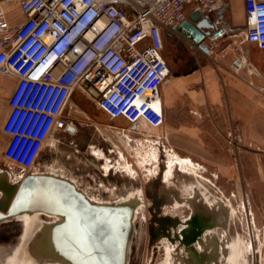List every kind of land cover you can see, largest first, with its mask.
Wrapping results in <instances>:
<instances>
[{"label": "rangeland", "instance_id": "rangeland-1", "mask_svg": "<svg viewBox=\"0 0 264 264\" xmlns=\"http://www.w3.org/2000/svg\"><path fill=\"white\" fill-rule=\"evenodd\" d=\"M18 20L16 18L15 22ZM216 39L212 46L206 41L209 53L204 54L189 38L166 36L164 56L171 68L169 79L175 73H186L196 68L204 62V57L214 66L232 71L230 61L237 53L236 45L240 47L243 42V29L233 36ZM5 79L6 76L0 73V85ZM9 93L0 91V184L4 181L17 187L28 173L40 174L47 169L59 171L98 202H113L129 191H142L145 197L141 198L134 224L129 225L125 240L124 260L127 264H264V147L247 140L239 129L234 133L233 142L228 139L231 127L222 133H212V138L206 140L210 146L216 144V151H212L204 143L205 133H198L201 115L189 103L184 104L183 124L192 133H167L171 122L168 114L160 128L144 126L135 129L123 119H111L76 89L65 110L72 120L73 129L55 130L28 171L6 160L2 154L7 139L2 129V118L8 111ZM85 133L93 135L88 140ZM102 133H141L132 141L112 136L113 145L123 153L120 152L119 158L109 153L110 158L118 163L115 167L119 165L118 170L110 171L111 161L101 148L107 144L102 140ZM169 156L181 158L187 164H174L169 182L164 186L162 175ZM101 159H105L104 163ZM121 167L139 171L136 175L129 174L121 171ZM106 171H110L109 175H102ZM156 174L155 184H148L147 179ZM150 192L161 198L157 215H167L172 219L169 225L171 233H179L182 221L191 215V211L197 219L206 222L200 234L203 240L198 246L202 252L208 250L206 258L212 256V251L216 252V259H195L184 248V243H177L170 237L158 238L156 241L159 242H155L158 231L152 218ZM3 199L5 195L0 189V200ZM38 214L50 225L43 228L35 224L30 243L41 232L45 236L43 239L50 240L51 229L57 221L54 215ZM20 215L0 222V264H7L6 255L17 253L22 247L23 224L17 219ZM223 217H226L225 228L219 225ZM209 245L213 247L209 249ZM49 247L53 252L51 244Z\"/></svg>", "mask_w": 264, "mask_h": 264}, {"label": "built area", "instance_id": "built-area-1", "mask_svg": "<svg viewBox=\"0 0 264 264\" xmlns=\"http://www.w3.org/2000/svg\"><path fill=\"white\" fill-rule=\"evenodd\" d=\"M241 1L243 41L264 49V0ZM9 3H16L23 16L15 24L5 9ZM222 3L0 0V73L16 77L2 124L3 157L30 171L52 133L72 127L65 110L76 89L111 119L135 129L160 128L165 122L160 87L171 73L165 37L183 36L173 26L190 12L212 17ZM235 51L233 72L245 65L240 47ZM228 137L233 142V130Z\"/></svg>", "mask_w": 264, "mask_h": 264}, {"label": "water", "instance_id": "water-1", "mask_svg": "<svg viewBox=\"0 0 264 264\" xmlns=\"http://www.w3.org/2000/svg\"><path fill=\"white\" fill-rule=\"evenodd\" d=\"M173 28L206 53H209L206 39L210 43L222 35L221 30L211 34L213 18L201 16L198 11L190 12ZM3 182L0 189L5 199L0 200V222L25 212L62 216L64 220L55 222L51 229L50 242L54 250L57 239L66 241L63 248H58L57 256L71 264H123L131 206L93 203L68 179L46 173H28L17 187ZM125 206L127 214L122 217L121 210ZM191 226L193 228L183 232L185 244L195 240L192 236L197 233V224L193 222Z\"/></svg>", "mask_w": 264, "mask_h": 264}, {"label": "crops", "instance_id": "crops-1", "mask_svg": "<svg viewBox=\"0 0 264 264\" xmlns=\"http://www.w3.org/2000/svg\"><path fill=\"white\" fill-rule=\"evenodd\" d=\"M5 9L11 24L16 23V18L18 21L23 19L16 3L5 5ZM219 10L223 11L228 28L225 35L217 38L233 36L243 29L244 8L241 0H223ZM239 54L245 59V65L237 72L214 66L204 57V62L191 71L175 73L171 79L167 77L160 87L164 119L168 114L171 121L167 133H192L183 124L184 104L189 103L201 115L198 133H205L204 143L212 151H216V144L210 146L206 140L212 138V133H222L230 127L234 133L239 129L247 140L264 147V49L243 41ZM15 82L16 77H6L0 91L10 92ZM4 118L5 114L2 124ZM188 160L192 162L190 157Z\"/></svg>", "mask_w": 264, "mask_h": 264}, {"label": "bare ground", "instance_id": "bare-ground-1", "mask_svg": "<svg viewBox=\"0 0 264 264\" xmlns=\"http://www.w3.org/2000/svg\"><path fill=\"white\" fill-rule=\"evenodd\" d=\"M174 164L186 165L187 162L183 161V159H181V158L177 159V158H173L171 156L168 157V159L166 160V168H165V171L162 175V177H163L162 182H163L164 186H165V183L168 184V182H169V175L171 174L172 167ZM124 170L128 171L127 173H129V174H137V172L139 171V170L136 171L135 169H132L130 167H127ZM44 173L68 179L69 181H71L75 185L76 190L84 193L77 186V184L75 182H73L72 180H70L69 178H67L65 176H62V174L59 171H53V170L48 171L46 169V171H44ZM30 174H31V172H30ZM0 180H2V175H0ZM139 193H141V196H139ZM84 194L90 201H92L93 203L99 204V205H127V206H131V217H130V222H129V225H131V226H133V224H134L136 209L140 205L142 199L145 197V194L142 191L140 192L139 190H136V189L133 191L127 192V194H125L123 196V198H120L117 201H113V202H98V201L91 199L89 197V195H87L86 193H84ZM136 194H138V195H136ZM126 208L127 207L125 206L121 210L122 217L127 214ZM17 219L22 221V224H23L21 239L24 241H23L22 247L19 248V251L17 253H10V254L6 255L5 262L7 264H71V263H69V261H66L65 259H63L60 256H57L55 254L58 251V248H63L66 245L65 244L66 241L63 242V239L62 240L57 239L56 242L54 241L55 242L54 246L56 249L55 250L53 249V252L50 250V247H49V244H51L50 240L46 241V239H43L45 237L43 235V232H41L40 236H37L34 239V241H32V243L29 242L31 239L32 233L34 231L33 226L35 224H38L39 226H42L43 228H46L48 225H50L49 223H47L46 221H44L43 219H41L39 217L38 212H25V213L21 214ZM56 220H57L56 222L59 223V222H62L64 220V218L62 216H58L56 218ZM196 220L198 221V222L196 221L197 226H199V228H201L198 233L201 234L205 229L206 222L200 221L197 218H196ZM225 222H226V217L225 218L223 217V222L220 223L219 225L222 228H225ZM200 241H201V239H200ZM185 246L187 248L189 255L194 256L195 259H198V258L199 259L203 258L204 260L205 259H207V260L216 259L217 255H218L216 252H214L210 258H206L209 255H206V252H197V250L192 246V243L185 244ZM123 264H127V262L125 260H123Z\"/></svg>", "mask_w": 264, "mask_h": 264}, {"label": "flooded vegetation", "instance_id": "flooded-vegetation-1", "mask_svg": "<svg viewBox=\"0 0 264 264\" xmlns=\"http://www.w3.org/2000/svg\"><path fill=\"white\" fill-rule=\"evenodd\" d=\"M213 18V23H214V28L211 29V34L217 32L218 30H221V34L225 35L226 31H227V22H226V18L225 15L223 13V11H216V13L212 16ZM165 54V51H164ZM89 134V135H88ZM102 140L106 141L107 144L101 146L102 151L104 154L107 155L109 161H111V165H110V171L112 169H116L118 170V166L116 167V163L115 161L112 160V158H110L109 153H113L116 155V157L118 156V158L120 157V152L122 153L121 150L117 149L116 146L113 145V140L111 139L112 136H116V137H126L129 138V140H133L136 138L137 134H141V133H102ZM85 135L87 136L86 138L89 140V137L93 135V133H85ZM158 136V135H156ZM159 137V136H158ZM81 139H85L84 137H81ZM87 140H85L84 142H86ZM111 146V147H109ZM123 154V153H122ZM101 161L104 163L105 159H101ZM113 161V162H112ZM122 168V167H121ZM102 171H104V167H101ZM110 171H106V173H102V175H109ZM121 171H125L123 168ZM158 174V173H157ZM157 174L152 178V179H147V183L148 184H155V180L157 179ZM136 175V174H135ZM139 183H142L141 181H139ZM150 197H151V201H152V218L154 219L155 223H156V230L158 231L157 236L155 237V242H159L156 241L158 238L161 239H168V237L173 238L174 241H176L177 243H179L180 241L182 243H184L183 241L186 240L185 234L189 229L193 228L192 226L190 227L191 223H196V217L193 216L192 211H191V215H188V219L186 218L185 221H182L181 223V230L179 231V233L173 234L170 232V228L169 225L170 223H172V219L170 217H168L167 215L161 217L157 215L158 209H159V205L161 203V198L159 196H157L155 193H151L150 192ZM162 201H166L165 199H162ZM172 204V203H171ZM166 222V224L164 223ZM198 222V221H197ZM186 228V229H185ZM196 231L197 233H195V235H193L192 237L196 240H194V243H192V245H194L193 247H195L197 250H199V252H202L198 246L199 241L201 239V241L203 240L202 237H200V234L198 233L200 231L201 228H199V226H196ZM185 231V232H184ZM184 232V233H183ZM171 234V235H170ZM204 238V237H203ZM184 245V248H186L185 243L182 244ZM209 249L213 246H208ZM204 252H208V250L206 251V249H204ZM214 253V251H212V254Z\"/></svg>", "mask_w": 264, "mask_h": 264}]
</instances>
